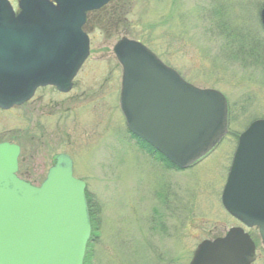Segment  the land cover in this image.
<instances>
[{
	"label": "rangeland",
	"instance_id": "374dc122",
	"mask_svg": "<svg viewBox=\"0 0 264 264\" xmlns=\"http://www.w3.org/2000/svg\"><path fill=\"white\" fill-rule=\"evenodd\" d=\"M263 7L264 0L113 1L90 18L95 28L90 30V56L78 78V125L72 114L36 113L30 146L24 139V107L0 113V139H13L22 147V168L35 167L39 175L57 154L69 152L73 158L74 175L87 183L95 213L85 264H187L202 240L238 225L221 194L238 136L264 118ZM122 37L147 45L187 82L227 97L230 133L192 167L162 169L146 156V149L127 132L113 91L111 117L104 122V101L98 95L88 104L84 101L103 80L112 90L116 84L120 89L122 67L113 47ZM60 97L48 93L44 101L67 99ZM63 119L66 132L60 133L56 124ZM37 125L58 136L38 139ZM92 125L97 129L93 137ZM87 130L90 142L84 143ZM31 180L39 184L42 178Z\"/></svg>",
	"mask_w": 264,
	"mask_h": 264
},
{
	"label": "water",
	"instance_id": "95a60500",
	"mask_svg": "<svg viewBox=\"0 0 264 264\" xmlns=\"http://www.w3.org/2000/svg\"><path fill=\"white\" fill-rule=\"evenodd\" d=\"M114 0H0V107L30 99L40 86L62 91L89 56L87 13ZM264 26V8L260 12ZM121 109L129 130L186 169L228 133V101L187 82L142 42L122 38ZM17 144L0 143V264H84L91 237L86 183L60 154L38 186L21 179ZM225 208L264 243V119L240 135L222 196ZM255 247L242 228L202 242L192 264H250Z\"/></svg>",
	"mask_w": 264,
	"mask_h": 264
},
{
	"label": "flooded vegetation",
	"instance_id": "af4514ba",
	"mask_svg": "<svg viewBox=\"0 0 264 264\" xmlns=\"http://www.w3.org/2000/svg\"><path fill=\"white\" fill-rule=\"evenodd\" d=\"M97 12L98 11H92V12L88 13L87 21H86L85 28H84V30L89 34L90 45H91V42H92V37H91V31L90 30H93L95 28V24L92 27H90V25H89V23L91 22L90 18H91V16L94 13H97ZM92 22L96 23V17H94V20ZM85 63H86V61H85ZM85 63L81 67V69L78 72L77 76L73 79L71 88L68 91H66V92L61 91L55 86L39 87V88L36 89L33 97L30 98L29 100H27L23 105L14 106V107L9 108V109L0 108V113H3L4 115H6V114L10 113L11 111H13V110H15V109H17V108H19L21 106L24 107V118H25L24 139H25V141L27 143H29L30 146L32 145L31 142L33 141V139L36 136V135L33 134V133H35V131H33V129H35L34 126H33V120H34V116H35L36 113H40V117H42V116L43 117H48V116H54V115H58V114H60V116L63 115V114H65V115L66 114L67 115H71L72 114L71 119H72L73 124L75 126L78 125L76 123L79 122L80 115H79V112L77 113V107L76 106L80 103V100L78 98V93L76 91H78V89H79V79L78 78L80 76V72L83 70V67H84ZM107 82L108 81H105V80L101 81L100 85H98L97 88L93 87V91H91L90 94L87 93V97H86V99H84V101L88 104V103L91 102V99L95 98V95H98V97L101 99V101H104V102H101V105H100V110H101V113L103 115L101 117V121L102 122L107 120L108 117H111L110 116L111 113H109V109H110V112H111L112 108H110L111 106H110V103H109V99H110V97L112 95V91H113V95L118 100V103H117L116 107H118V106L120 107L119 101H120L121 87H120V89H118L117 88V84H116L115 90L114 89L112 90V86H107ZM48 93H54L55 95H58L59 97L60 96L61 97L62 96H67L66 97L67 99L64 101V99H62L60 97L61 100L49 99L47 101H44L46 96L48 95ZM106 97H107V99L105 100ZM64 121H65V119H63L62 122L56 124V128H57V130L60 133L66 132L64 130V128H65V122ZM68 124H67V126H68ZM86 124H89V123H86ZM92 126L94 128V125H92ZM96 128L97 129L99 128V123L97 124ZM97 129H95V128L93 129L92 137L95 134H97ZM36 130H37V132L39 134L38 136H40V138H38V139H41L42 137H45L48 134H49L48 136L51 137V138H53L54 136H58L57 132L50 133L49 128L47 126H45V125H43V126L37 125L36 126ZM9 131H10V133L12 135H14L12 130H9ZM46 131H48V133ZM68 135H69V133H68ZM86 135H87V137L84 140V143L90 142V139H89L90 138V132L88 130H87ZM50 140H52V139H50ZM3 142L15 143L13 141V139H6V138L0 139V143H3ZM142 151L147 153L146 156L152 157L154 159V162L161 164L160 166L162 167V169L171 170L170 167L168 165H166L165 162H163V161H161V160H159L157 158L156 154H150V152H147L145 150H142ZM21 153H22V147H21ZM59 154H57L54 157V161L51 163L50 167L55 163L56 157ZM67 154H69V152ZM22 166L23 165H22V163L19 160V171H18V174L20 175L21 178H23L25 180H28L29 182H31L33 184H36L35 182H33L31 180L33 177L42 178V180H43V179L46 178V176L48 174V171L50 169V167H49L46 170V172H43V174H42V172H40L39 175H38V174L35 173V171H36L35 167H31L30 165H28L27 167L22 168ZM221 199H222V194H221ZM232 218H234V217H232ZM235 221L238 223L237 227H242L250 235L251 239L254 242V245H255V259L251 262V264H264V244H263L262 236L260 234L259 227H256V226L248 227V226H246L245 224H243L242 222H240L237 219H235ZM226 233L227 232H225L224 234L213 236V237H208V238H206V240L207 239L215 240L217 238H220V237L224 236ZM194 254H195V251L190 256L187 264H192ZM228 263L229 264H235V261L234 260H229ZM202 264H212V262L205 261Z\"/></svg>",
	"mask_w": 264,
	"mask_h": 264
},
{
	"label": "trees",
	"instance_id": "16d2710c",
	"mask_svg": "<svg viewBox=\"0 0 264 264\" xmlns=\"http://www.w3.org/2000/svg\"><path fill=\"white\" fill-rule=\"evenodd\" d=\"M255 44V43H254ZM254 44H252L250 47H252ZM245 43L242 42V46L243 47H246ZM133 138L137 139L138 142H140V144L143 146V148H145L146 150H148L150 153H156V155L158 156V158L160 160H162L163 162H165L168 166L172 167L173 164L167 159L165 158L161 153L157 152L152 146H150L148 143H146L144 140H142L141 138L133 135ZM87 199H88V203H89V210H90V216H91V221H92V226H93V229H94V208H93V205H92V201H91V198H90V195L87 194ZM93 237V235H92ZM93 238H91L92 240ZM90 244V243H89Z\"/></svg>",
	"mask_w": 264,
	"mask_h": 264
}]
</instances>
